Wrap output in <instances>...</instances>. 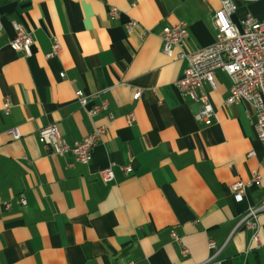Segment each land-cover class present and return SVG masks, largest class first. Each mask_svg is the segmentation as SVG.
<instances>
[{
	"label": "crops",
	"instance_id": "obj_1",
	"mask_svg": "<svg viewBox=\"0 0 264 264\" xmlns=\"http://www.w3.org/2000/svg\"><path fill=\"white\" fill-rule=\"evenodd\" d=\"M232 1L230 21L238 29L247 17L264 20V0ZM220 6V0H0V201L11 206L0 205V264H264L262 250L250 243L257 231L264 244V212L252 220L253 230L243 224L264 198L255 110L247 101L225 103L230 79L218 71L216 90L206 83L199 90L216 117L204 126L195 120L197 104L175 87L186 67L179 55L214 44L212 16ZM110 7L118 10L114 20ZM130 21L137 26L128 33ZM12 22L30 33L29 56L10 49ZM180 22L188 24V38L167 57L160 33ZM53 39L61 50L47 57ZM102 103L104 111L87 115ZM50 125L69 143L97 126L106 132L81 165L38 143V131ZM11 128L19 140L7 136ZM110 165L113 180L105 183L99 172ZM253 173L260 185L236 200L231 186L248 183Z\"/></svg>",
	"mask_w": 264,
	"mask_h": 264
},
{
	"label": "built area",
	"instance_id": "obj_2",
	"mask_svg": "<svg viewBox=\"0 0 264 264\" xmlns=\"http://www.w3.org/2000/svg\"><path fill=\"white\" fill-rule=\"evenodd\" d=\"M220 9L212 16L215 28V42L213 45L196 50L192 53L180 54V59L186 60V67L181 77L175 82L177 91L182 96L189 97L198 106L195 114V120L204 126H210L214 123L215 112L209 102L206 94L199 93L201 86L206 83L212 91L216 90L215 74L218 71L223 72L230 79L228 97L225 100L227 105H232L240 101L249 102L256 114L255 130L258 139L264 147V20L257 21L247 17L241 22V28L238 29L230 21V15L235 10L232 0H220ZM108 17L114 20L118 17V10L110 7ZM14 31V37L9 43L12 51L30 55V49L33 45V39L23 26L16 22L11 23ZM137 23L130 21L125 25L126 32L130 33ZM188 38V24L180 22L175 26H166L160 33L161 52L167 57H172L174 50L182 48ZM61 50V45L57 39L51 41L50 52L47 57H56ZM63 78L64 74L61 73ZM77 103L81 108L86 109L88 105L87 98L81 91L75 93ZM140 92L133 94V100H138ZM106 109V104L94 106L87 109L86 113L90 117L96 116ZM2 111L4 115H9L11 105L8 99H4ZM132 116L128 117L131 122ZM105 128L97 126L93 131L81 139L72 143L67 142L58 132L55 125H50L40 129L37 133V141L46 150L55 156H71L73 164L86 165L90 162L94 148L101 142L105 135ZM7 136L12 140H19L21 135L16 128L6 131ZM252 155V153L250 154ZM122 170L129 174L130 167H123ZM103 182L109 183L113 180L112 165L102 169L99 172ZM261 177L258 173H253L250 181L246 184L236 183L231 186V192L236 200H241L245 190L250 186H259ZM20 206L24 207L26 202L19 198ZM4 210L10 209V203L0 201ZM264 212V198L259 207L251 209L243 220V224L254 229L253 219L259 213ZM171 236L176 239L175 233ZM250 243L259 247L264 254V244L261 243L257 231H254ZM210 250L215 249L213 242L208 243ZM187 251H183L186 254ZM132 264V263H126Z\"/></svg>",
	"mask_w": 264,
	"mask_h": 264
}]
</instances>
